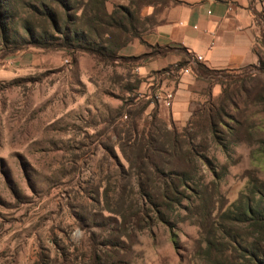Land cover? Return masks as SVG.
I'll return each mask as SVG.
<instances>
[{"label": "rangeland", "instance_id": "rangeland-1", "mask_svg": "<svg viewBox=\"0 0 264 264\" xmlns=\"http://www.w3.org/2000/svg\"><path fill=\"white\" fill-rule=\"evenodd\" d=\"M10 1L13 10L0 5V264H210L202 230L187 212L177 209L161 221L140 194L137 173L143 160L128 141L133 122L138 132L159 125L151 124L154 104H146L160 101L163 82L174 86L185 72L170 65L143 77L141 60L103 62L66 48L51 21L34 12L37 0ZM71 1L76 9L69 12L47 4L61 27H82L84 0ZM107 1L109 9L128 4ZM249 4L258 24L255 47L264 57V0ZM25 21L33 34L45 29L54 35L49 46L33 43ZM176 48L172 53L186 60L185 52ZM196 67L192 62L186 66L202 81L193 89L194 107L213 90L212 81L204 82ZM216 72L205 76L216 80ZM229 74L246 79V91L241 88L242 96L234 98L239 109H231L224 119L234 133L222 125L219 143L208 132L194 141L206 147L209 165L199 163L205 182L214 180L210 168L224 172L216 195V208L223 203L221 212L252 182H264V62ZM234 134L238 143H227ZM152 161L143 162L148 174L140 178L158 185L154 165L161 162L155 156ZM161 166L165 174L172 168L164 162ZM216 222L215 236L233 231L221 218Z\"/></svg>", "mask_w": 264, "mask_h": 264}, {"label": "trees", "instance_id": "trees-1", "mask_svg": "<svg viewBox=\"0 0 264 264\" xmlns=\"http://www.w3.org/2000/svg\"><path fill=\"white\" fill-rule=\"evenodd\" d=\"M127 1L128 4H115L112 9H109L107 0H84L80 3L82 12L79 17V20L83 21V26L72 24L70 28L60 26L57 13L51 6H48L47 2L54 3L69 12L76 9L71 0H37L38 3L37 5L33 4V8L34 12L51 21L52 30L60 33L63 37L64 47L91 53L101 58L103 62L127 57L129 61L141 60L140 65H142L146 61L172 53L174 51L172 47L151 46L143 42L144 33L152 27L155 21L153 16H145L143 10L145 7H154L155 10H160L182 1L138 0L137 3H134L133 0ZM4 4L8 5L11 10L15 9L10 0H0L1 7ZM130 4L139 6L134 10L129 6ZM7 17L4 10L2 16L4 28H6ZM24 26L37 46H49V39L54 38V35L49 34L45 29H41L37 35L33 34V26L31 28L28 21H25ZM136 39L141 40L149 52L141 56H122L121 50ZM56 47L63 46L58 44ZM150 49H157L161 52L153 53ZM176 49H182L187 57L186 60L176 64L177 72H184L187 64L192 62L197 66L196 70L204 82L212 81L211 86H219L221 90L217 95H214L211 90L208 100L195 105L192 115L184 127H179L175 122L163 118L159 110V101L146 104V106L154 104L151 124L158 123L159 125L155 126L154 130L152 129L154 125H152L151 128H144L138 132L137 122H133L131 130L128 131L129 143L136 148L140 160H143L137 173L140 194L151 207H155L154 212L161 221H164L166 215L183 208L187 212V218L193 219L202 230L201 236L206 244L204 255L210 264H264V182L261 184L252 182L247 191L241 193L234 204L221 212L223 203L219 208H216L218 201L220 203V200L216 201V195H219L218 183L223 179L224 172L213 171L210 168L214 180L206 183L203 175H200L199 166V163L209 165L208 158L204 154L206 147L203 144H194L196 136L207 132L215 143H219V128L222 125L226 127L224 119L229 116L231 109H239L234 98L237 95L242 96L241 92L244 82H246L242 76L237 74L226 76V73L243 68L213 70L195 62L193 56L185 48ZM254 52L259 63L262 64L264 62L262 53L255 46ZM213 71H219L216 72L219 78L216 80L207 79L206 73H213ZM262 98V94L257 95V101H261ZM226 128L234 133L232 127ZM198 131L199 133H196ZM227 143H238L235 134L229 136ZM120 149L123 155L128 157L124 148ZM153 156L159 159L161 164L164 162L172 166L168 174H165L161 164L154 165L155 172L161 179V183L158 185H149L140 178V176L148 174L143 171L145 167L143 162L147 161L153 164ZM170 158L174 162L169 163ZM184 202L187 203L186 207L183 206ZM218 217L233 227V231L224 234L227 238L221 235L215 236V233H212V228H216ZM237 226H243L244 232L240 233ZM208 227L209 229L206 230Z\"/></svg>", "mask_w": 264, "mask_h": 264}, {"label": "crops", "instance_id": "crops-1", "mask_svg": "<svg viewBox=\"0 0 264 264\" xmlns=\"http://www.w3.org/2000/svg\"><path fill=\"white\" fill-rule=\"evenodd\" d=\"M160 10L145 7L143 14L153 16L154 24L142 40L155 46L183 47L195 62L213 70L240 69L258 62L254 46L258 25L249 0H181ZM141 40L136 39L121 50L123 56H141L149 51ZM201 57L199 61L197 58ZM182 56L170 53L144 62L139 73L147 77L182 61ZM188 69V68H187ZM197 80L189 71L178 83L163 82L159 110L164 119L184 127L189 121L195 104L194 87ZM151 85V84H150ZM220 92L213 86V94ZM172 94L171 100L166 95ZM169 101V104H168Z\"/></svg>", "mask_w": 264, "mask_h": 264}, {"label": "built area", "instance_id": "built-area-1", "mask_svg": "<svg viewBox=\"0 0 264 264\" xmlns=\"http://www.w3.org/2000/svg\"><path fill=\"white\" fill-rule=\"evenodd\" d=\"M199 61L202 59L201 57H198L197 58ZM184 72H188V69L186 68V69H184ZM172 97H173V95L172 94H168V95H166V98L165 99H167V100H171L172 99ZM168 104H169V101H168Z\"/></svg>", "mask_w": 264, "mask_h": 264}]
</instances>
